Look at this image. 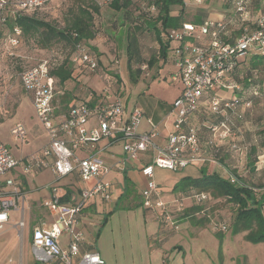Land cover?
Returning <instances> with one entry per match:
<instances>
[{"label": "built area", "instance_id": "2783aa9c", "mask_svg": "<svg viewBox=\"0 0 264 264\" xmlns=\"http://www.w3.org/2000/svg\"><path fill=\"white\" fill-rule=\"evenodd\" d=\"M50 1L0 0V21L5 19L4 14L16 18ZM203 1L194 0L195 4H202ZM231 2L242 22L238 33L232 37L223 20L211 18L200 24L184 21L178 28H171L166 33L171 45L172 41H176L171 49L177 73L172 74L171 79H180L183 89L173 100L170 110L175 112L174 130H169L162 144L155 141L156 126L140 131L143 112L136 107L127 110L125 102L119 97L80 102L56 114L53 103L55 86L54 79L49 75V61L42 59L25 68L20 74V82L31 98L36 118L47 132L48 143L39 152L19 160L0 141V230L8 224L12 211L19 213L15 225L19 238H22L26 226L23 206L26 196L11 175L14 169L23 162L25 172L38 171L49 164L47 158H50L55 181L77 173L84 186L79 189V195H73L67 201L53 194L43 202L52 218L40 221L31 228L30 243L35 259L47 264H105L96 249H81L85 236L78 227V216L90 200L108 203L113 200L112 181L107 178L112 167L106 165L102 154L115 143H120L125 161L129 163L140 161L139 152L152 154L149 161L138 167L145 179L140 192L142 204L159 210L164 226L176 230L178 225L167 208L168 202L159 197L154 168L178 170L205 160L200 143L203 129L210 133V145L217 147L228 141L233 149L241 150L236 143L230 142L236 136L234 119L243 118L239 108H249L251 101L234 92L229 98H223L215 91L239 90L237 83L226 80L237 60L246 57L250 50L264 51V6L256 8L259 12L253 18L251 14L255 7L250 0ZM19 33V28L15 27L13 41ZM225 37L228 38L226 41ZM73 60L90 72L97 69V58L86 47L77 46ZM206 97L209 98L210 114L220 115L222 119L213 124L207 121L200 125L190 124L191 116L199 113ZM10 134L23 142L26 136L24 124L14 123ZM216 140L220 143L217 144ZM191 196L196 203L207 200V194L203 192ZM219 227L226 229L224 224ZM62 236L67 239L65 246L61 243Z\"/></svg>", "mask_w": 264, "mask_h": 264}, {"label": "rangeland", "instance_id": "374dc122", "mask_svg": "<svg viewBox=\"0 0 264 264\" xmlns=\"http://www.w3.org/2000/svg\"><path fill=\"white\" fill-rule=\"evenodd\" d=\"M182 1L184 20L190 19L196 9H212L210 17L217 18L220 16L218 9L224 2V0H204L202 4H195L194 0ZM81 9L90 13L92 18L90 29L95 37H101V49L104 51V53H95L99 61L98 68L94 72L88 71L73 60L76 57V51L69 42L60 40L44 48L39 42L38 33L23 36L20 32L16 41H13L14 35L7 30L0 34V140L16 157H19L20 151L24 156L39 149L37 148L39 141L31 132L28 133L29 141H25V136L24 141L19 142L10 134V127L16 121L38 123L42 127L36 117L29 116L30 108L26 109L28 104H23L24 106L18 109L21 100L26 97L20 85V74L26 67L42 59H47L51 66L60 64L66 58L71 63L72 80H67L65 85H57V91L65 88L64 96L57 97L60 103L69 101L68 99H71L74 94L82 97V95L93 93L101 97L105 90L111 88L110 93H114L123 102L126 101L128 107L135 105L136 108L145 110L147 117L151 118L155 124L168 117L169 130H174L175 112H170L174 99L169 101V98L173 93L178 95L181 93L180 79H171L172 74L177 73V69L170 59H166L162 63L164 64L162 68L168 72L164 77V71L160 76L157 73V65L149 67L146 64L150 55L158 50L154 30H146L143 23L145 19L155 20L157 7L153 4V0H132L128 9L129 15H125L123 10L117 11L111 8L110 0H51L33 12L34 16L40 20L58 29H67L72 19L77 14L81 15ZM171 9V14H175L180 6L175 5ZM252 12L251 15L255 18L259 11L254 8ZM136 24L139 25V29H136ZM159 25V22H156V26L159 27ZM128 26L138 36L139 41L141 62L135 63L133 69L140 68L141 73L136 81L129 79L126 69L125 47ZM86 43L88 44L87 41ZM172 44L175 45L176 41H172ZM234 82L240 90L244 87L236 79ZM235 91L239 92V90ZM244 91L247 93L246 90ZM215 92L228 97L233 94L232 91L224 89ZM254 96L252 99L249 98L251 101L249 108H239L243 118L234 119L236 142L241 148L239 153L226 154L224 162L214 160L212 156L205 153L203 155L205 160L199 164L207 171L216 169L222 176H227V168L235 170L236 174L243 175L253 182L257 188L255 191L260 193L264 189V143L262 142L264 141V92L258 91ZM23 102L27 101L23 100ZM203 102L205 111L210 116L209 98L206 97ZM56 104L57 102L55 106ZM209 118L212 120L213 116ZM143 119L146 117L144 116ZM142 122L143 120L140 128L144 126ZM203 137L205 139L202 144L207 148L210 139L207 130ZM215 142L220 143L218 140ZM222 145L223 147L228 145V141L223 142ZM253 145L256 147L255 154L251 152ZM113 146L110 147L113 149V154L121 155L120 143ZM144 154L146 152H139L138 159L143 158ZM110 158L108 155H102L104 162ZM254 158L256 159L255 169L248 172V163ZM198 167L197 163H192L178 170L154 168V180L159 197L162 201L168 202L167 208L178 225L176 230H167L170 238L175 234L177 236L170 241L166 249L160 252L164 256V264H264V244L250 243L244 239V233L235 234L231 231L236 207L224 198L212 197L196 203L192 196H183L178 189H174L175 184L183 176H198L200 174ZM28 173L36 172L31 170ZM111 175L113 178L110 180L115 190L121 178L115 171L111 172ZM140 192L138 185L130 189L127 196L118 204V209L101 226V249L108 250L116 264H148L149 260L150 264H158L159 252L149 251V254L144 248L152 225L147 223L148 220L143 215L144 206L142 207L140 203ZM120 193L122 189L119 187L116 194ZM179 207L180 211L177 210ZM151 209L154 216L156 209L153 207ZM220 224L226 225V229L221 230Z\"/></svg>", "mask_w": 264, "mask_h": 264}, {"label": "trees", "instance_id": "16d2710c", "mask_svg": "<svg viewBox=\"0 0 264 264\" xmlns=\"http://www.w3.org/2000/svg\"><path fill=\"white\" fill-rule=\"evenodd\" d=\"M231 1L232 0H224L221 7H219L220 16L217 18L210 17L212 9H196V11L192 13L190 19L184 20V6L182 0H153V4L157 7L155 20L145 19L143 23L146 30H154L155 38L158 43V50L156 53L150 55L146 62L147 66L152 67L153 65H157L156 67H159L158 61H165L169 48H172L171 41L166 37V33L171 28H178L184 21L200 24L207 18L223 20L227 24V29L231 37L236 35L242 22L239 21ZM250 1L255 8H258L260 5L264 6V0ZM131 4L132 0H110V7L117 11L123 10L125 15L130 14L128 9ZM175 5H179L180 9L177 13L171 14V7ZM34 12L16 18H10L4 14L5 19L0 21V34L7 30L14 35V28L16 27L19 28L23 36H32L38 33L40 37L39 42H41V46L44 48H48L56 41L64 40L71 43L75 51L77 46H83L92 53V50L86 43L88 39L94 37V32L90 29L92 18L89 12L81 9V15L77 14L72 19L67 29H58L50 23L36 18ZM156 22H159V27L156 26ZM135 26L136 29H139V25L136 24ZM227 39V37L224 38L225 41ZM125 50L126 69L129 79L131 81H136L137 76L141 73L140 68L133 69L135 63L141 62L139 41L138 36L130 30L129 26L126 29ZM49 75L60 84L72 79V66L69 59L66 58L55 66L50 65ZM234 79L245 87V89H243L244 87H242L241 90L239 89L238 93H236L235 90V92L230 90L234 92V94L252 99L258 91L264 92V51L261 53L257 50H250L246 57L237 60L233 72L226 80L234 81ZM244 90H246L247 93H245ZM217 96L229 98L219 93H217ZM211 115L213 116L212 120L209 118ZM211 115L208 116L207 113L203 114L201 116L202 119L194 125H200L204 123L203 121L213 124L222 119L220 115ZM208 135L210 137V133H208ZM236 136L230 139V142L237 144ZM262 142L264 143V141ZM207 145L208 147L204 148V154H209L213 157L212 159L217 161L224 162L227 156L226 154L231 155V153H239V151L231 147V143L229 142L228 145L224 147L223 145L215 147L209 143H207ZM247 147L249 149L248 145ZM251 152L252 154L256 153V147L254 145L251 148ZM255 160L254 158L249 161L248 172L254 171ZM198 165L200 174L198 176H183L175 184L174 189H178L183 196H191L196 191L195 193H206L207 199L212 197L216 199L224 198L228 203H231L233 207H236V213L233 216L231 224L232 233H244V239L246 241L253 244H264V189L260 193H257L255 191L257 190L255 184L245 176L243 177V175L236 174L234 172L235 170L227 168V176H222L217 173L216 169L207 171L201 167V164L198 163ZM124 189H128V187L126 186ZM115 209L116 208L112 211Z\"/></svg>", "mask_w": 264, "mask_h": 264}, {"label": "crops", "instance_id": "0c3cea01", "mask_svg": "<svg viewBox=\"0 0 264 264\" xmlns=\"http://www.w3.org/2000/svg\"><path fill=\"white\" fill-rule=\"evenodd\" d=\"M87 42L89 44L90 49L92 50V53L94 54L104 53V51L101 49V37L100 36L95 37L94 35V37L92 39H88ZM172 46L173 45H171V47ZM166 59H170V61L173 62V52L171 48H169L168 50ZM98 61L99 60L97 58V62ZM165 61H162V60L158 61L160 66L157 67L156 70L158 69L157 73L159 74V76L164 71V69L162 68L164 64L162 63ZM83 67L86 68L85 66ZM97 68H98V65H97ZM167 73H168L167 71H164V74H163L164 77H166ZM106 80H109V79L106 78ZM66 83L67 82H64L63 84L65 85ZM58 84L63 85V84L58 83L56 80H54L55 97H54L53 103H54L56 114H60L61 112L66 111L72 105H75L80 102L90 103L100 98L113 99L116 97L114 93L112 92L110 93L111 88L109 86L108 88H110V90H105L104 95L103 96L101 95V97H97L93 93L86 94L85 95L86 97L84 95H82V97H77L74 94L72 95L71 99H68L69 101L62 104L59 102L60 100L57 97L64 96L65 88L57 91ZM20 85H21V82H20ZM21 88H22V85H21ZM182 89L180 90L182 91ZM58 94H61V95H58ZM177 96L178 94H174V93L171 94L169 101H172ZM23 100L27 102H23ZM23 100H21L22 102L20 106L18 107V109L20 107H23L24 106L23 104H28L26 109L28 107L30 108L28 109L29 114H30L29 116L36 117L34 114L31 98L27 93H26V97ZM56 102L57 104L55 106ZM125 106L127 110L135 107V105L128 107L126 101H125ZM56 107H57V110H56ZM205 110L206 108L203 105H201L199 113L191 116L189 123L193 125L198 123L200 119H202L201 116L207 112ZM141 111L143 112V115L146 117V119H143L142 123L144 124V126L143 127L141 126L142 128H140V131L149 130L151 128V125L156 126L157 133H156L155 141L158 144H162L166 139L167 133L169 132V127L167 124L168 117H165L158 124H155L151 118L147 117V112L145 110H141ZM16 122H21V121H16ZM23 124L26 128V133H27L25 141H29L28 133L31 132L36 137V139H38L39 141V144H38L39 146L37 147L39 149L35 152L26 154L24 156H22L23 153L20 151L19 157H16L13 154L14 157H16L19 160L25 159L29 157L30 155L39 152L48 143V135L45 129L43 128V126L41 127V125H39L38 123L30 124L29 121L24 122ZM204 134H205V131H202L200 135L201 146H203L202 143L205 139V137H203ZM116 144L118 143H115L113 145H116ZM113 145L111 146L114 147ZM111 146L107 147L102 155H108L109 157H111L110 159H107L105 162L107 163L106 165H108L109 167H112L111 171L107 175V178L112 179L113 177L111 178L112 176L111 172H114V171L116 175H118L121 178L120 181L118 180L117 182L118 187L115 190L112 187L113 200L109 203L100 202L97 199L90 200L83 207L80 215L78 216V220H79L78 227L79 229L83 231L84 236H85V241L81 245V249L82 250H86L89 248L96 249L101 254L102 258L105 260V264H116V263L115 261L112 260L110 252H108V250H106L105 248L101 249V226L105 224L106 221L109 219V217H111V215H113V213L118 209V204L127 196V192L130 189H133V187L137 185L138 187H140V189L143 187L145 179L140 174L138 167L142 165L143 162L149 161L152 155L150 152H146V154H144V157L141 158L139 162L129 163L125 161V156L123 152L121 155H118V156L113 154V151H112L113 149H111L112 148ZM47 161L49 162V164L46 167L38 171H35L36 173L34 174L25 172L24 167H23V162H21L11 174L14 181L18 183L21 189L23 190V192H25L26 197H25L23 206H24V217H25L26 226L23 231L22 238H19L16 226H15L19 218V213L15 211H12L10 213V219L8 221V224H6L4 229L0 231V264H47V263H43L35 259V256L31 249V243H30V233H31V228L33 227V225L43 220L49 221L52 218V216L49 215L48 211L43 206V202L46 199H48L50 196H52L53 194L60 197L61 200L67 201L73 195H79V189L84 186L83 183L79 180L77 173H72L66 177L61 178L58 181H55L52 167L50 164L51 159L47 158ZM126 186L128 187V189H124ZM119 187L122 189V193L118 195L116 194V190ZM140 203L142 204V198H141ZM142 207H143V204H142ZM114 208L116 209L112 211ZM151 210L153 209L144 207V211H143L144 217L148 220L147 223L152 225V229L150 230V233L148 236V241L144 244L145 245L144 248L148 250L149 254H150L149 251H152L155 253L159 252L158 264H164L165 263V260H163L164 256H162L160 252L166 249L170 241L176 238L177 234H175V236L170 238V236L167 235L168 229L163 224L162 214L158 210H156L153 216V213ZM15 216H17V218H15ZM95 231H96V235L94 236ZM66 240H67L66 236L61 237L62 246H65ZM150 262L151 261L149 260L148 264H150Z\"/></svg>", "mask_w": 264, "mask_h": 264}]
</instances>
